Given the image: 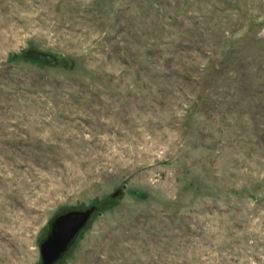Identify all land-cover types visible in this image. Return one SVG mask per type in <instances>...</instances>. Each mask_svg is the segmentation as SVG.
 I'll return each mask as SVG.
<instances>
[{"label": "rangeland", "instance_id": "obj_1", "mask_svg": "<svg viewBox=\"0 0 264 264\" xmlns=\"http://www.w3.org/2000/svg\"><path fill=\"white\" fill-rule=\"evenodd\" d=\"M89 206L55 264H264V0H0V264Z\"/></svg>", "mask_w": 264, "mask_h": 264}, {"label": "water", "instance_id": "obj_2", "mask_svg": "<svg viewBox=\"0 0 264 264\" xmlns=\"http://www.w3.org/2000/svg\"><path fill=\"white\" fill-rule=\"evenodd\" d=\"M28 54L40 59H49L42 53L29 52ZM95 208L68 209L57 212L47 221V230L43 239L38 242V264H55L69 246L72 244L77 233L85 226Z\"/></svg>", "mask_w": 264, "mask_h": 264}, {"label": "trees", "instance_id": "obj_3", "mask_svg": "<svg viewBox=\"0 0 264 264\" xmlns=\"http://www.w3.org/2000/svg\"><path fill=\"white\" fill-rule=\"evenodd\" d=\"M46 55H47V54H46ZM48 56H49V55H48ZM51 57H52V56H49V59H46V60L51 61Z\"/></svg>", "mask_w": 264, "mask_h": 264}]
</instances>
